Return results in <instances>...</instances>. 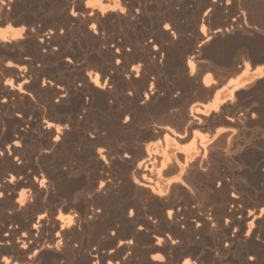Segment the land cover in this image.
<instances>
[{"label": "bare ground", "instance_id": "bare-ground-1", "mask_svg": "<svg viewBox=\"0 0 264 264\" xmlns=\"http://www.w3.org/2000/svg\"><path fill=\"white\" fill-rule=\"evenodd\" d=\"M197 1L194 10L192 0H0V264H59L63 251L61 264H264L263 94L239 110L255 83L264 85V58L253 68L232 61L226 70L219 46L258 36L259 28L205 25L231 9L264 16V0ZM13 19L22 25L12 26ZM141 24L150 29L148 44L134 32ZM116 29L130 36L104 38ZM80 39L89 42L86 52ZM99 43L115 51L99 54ZM109 70L124 75L129 91L116 112L125 116L119 129L131 130L145 115L142 138L154 141L131 139L132 155L97 149L98 139L117 142L116 126L103 123L85 142L80 173L70 128L51 118L63 111L68 122L90 110L85 95L110 98ZM65 73L72 80L57 83L53 76ZM224 74L234 77L221 83ZM214 121L225 126L203 132ZM122 153L129 168L118 172ZM249 185H259L254 205ZM91 237L111 248L92 249Z\"/></svg>", "mask_w": 264, "mask_h": 264}, {"label": "rangeland", "instance_id": "rangeland-1", "mask_svg": "<svg viewBox=\"0 0 264 264\" xmlns=\"http://www.w3.org/2000/svg\"><path fill=\"white\" fill-rule=\"evenodd\" d=\"M193 2H192V4H191V6H192V8L195 10L196 9V7H199V5L201 4V2L199 1H197V0H192ZM243 4H250V3H252L254 0H240ZM194 3H196V4H194ZM198 5V6H197ZM241 8H243V6H241ZM241 10V9H240ZM240 10H238V11H234V10H229V11H226V12H224V15H220V17H217L216 15H212L211 16V19H210V22H205V25L207 24V26H209L211 29L213 28V27H218V26H221V27H227L228 29H232V30H238V31H241V30H243V29H245V28H251V29H255L256 31H258L259 30V35L258 36H255V37H248V36H244V37H242V38H231L229 41H225V42H220L219 43V46H223V48L225 49V51H224V49H223V53H220V59L222 60V62L223 63H225V65L227 66V67H224L226 70L228 69V64H229V62H232V61H236L239 65H241L242 66V64H243V60L245 59V61H247L248 63H249V65H250V67L251 68H253L254 66H257L258 64H261L262 62H260V59H262V58H264L263 56H264V34L262 33V30H263V27H264V16H258L257 15V12H256V10L255 9H253V10H249V11H247L246 10V13H245V15L243 16L241 13H240ZM205 11V9H202V13ZM226 14V15H225ZM223 16V17H222ZM226 16V17H225ZM246 16V17H245ZM15 19H13V21H10V24L12 25V26H16V27H18V26H20V25H22V24H19V23H17V22H15L14 21ZM189 20H190V22H189ZM183 24H185V25H187L188 23H192V17H191V14H188V15H186V17H184V19H183ZM187 23V24H186ZM190 24H188V25H190ZM209 24V25H208ZM230 26H232V28L230 27ZM235 27H237V28H235ZM239 28H240V30H239ZM242 28V29H241ZM259 28V29H258ZM258 29V30H257ZM116 30H117V33H116ZM116 30H113V32H111L112 30H110L109 32H105L104 34L105 35H103L104 36V38H106L107 36H108V34H109V37H107V38H111V37H115V40H117L118 41V39L117 38H119V35H120V38H119V41H121L122 39L123 40H125L126 39V37H127V35H128V37L130 36L129 34H126L127 32L124 30V29H121L122 30V32H121V30H119V29H116ZM115 31V32H114ZM123 31H124V33H123ZM141 31H142V33H141ZM150 31V29H149V27H147L146 25H144V24H141V25H139V27L138 28H136L135 30H134V32H136L135 34H137L138 35V37H145L146 39L144 40V42L145 43H149V41L148 40H150L151 39V33H148ZM124 34V35H123ZM131 34V33H130ZM135 34H132V36H137V35H135ZM142 36H141V35ZM144 35V36H143ZM149 35V36H148ZM106 38V39H107ZM125 38V39H124ZM148 39V40H147ZM234 39H236V41L234 40ZM122 40V41H123ZM132 40V39H131ZM134 38H133V43H131L132 44V46L134 45ZM148 42H147V41ZM239 40V41H238ZM235 41V42H234ZM86 42V43H85ZM80 43L82 44L81 46H82V51L83 52H86V49H88V46L89 45H87V44H89V42L88 41H86V40H81L80 39ZM227 45H226V44ZM100 44H102V43H99V44H97V49H98V51H99V49H100V51L98 52L99 54H102V52L104 51V49L105 48H107V49H111V50H114L115 51V48L114 47H112V43H111V45H110V43L108 44V46H106V45H104V47H103V44H102V46L100 45ZM230 44V46H228ZM100 46V47H99ZM111 47V48H110ZM114 48V49H113ZM128 48H132V47H128ZM222 49V48H221ZM228 49V50H227ZM231 49V50H230ZM242 49V50H241ZM230 50V51H229ZM241 51H245L244 52V55H241L240 53H241ZM246 53V54H245ZM133 56L135 57L136 55L135 54H133ZM223 56V57H222ZM14 58V59H13ZM13 58H10V60L12 61V62H14V63H16L17 61H16V58L15 57H13ZM96 58H97V56H94V57H92V59L90 60V63L92 62V64L94 65V66H96V70H93V71H97L100 75H101V71L104 69V68H102V66L99 64V62H97V60H96ZM229 60V61H228ZM131 65H134V63L133 64H131ZM135 65H137L136 63H135ZM110 72H108L107 74H109L110 75V77L112 76H114L115 78L113 79V80H111V79H109V75H108V79H107V82H106V89H105V91L106 92H111V97L110 98H106V97H104V96H94V97H92L91 95H85L84 97H83V104H91V109L90 110H82L81 112L83 113H81L80 112V114H78L77 115V118H75L74 120L72 119V120H70V121H68V122H66V121H64V120H62L64 117H65V114H64V112L63 111H57V112H55V113H53V115H52V120H54V122L55 123H57V124H67V126H68V129H69V131L67 130V132H68V136L67 137H69L68 139H67V141L69 142L68 144L69 145H71V147L73 148V150H74V152L76 153V155L78 156V160L75 162V165L77 166V171H79L80 173L83 171V170H85L86 169V167H87V164H86V161H85V159H84V155H85V152H87V150H88V148H89V146L87 145L88 143H85L86 141H87V139L88 138H90V135H94V134H96V133H98L99 132V127H100V125L101 124H103V123H105V124H107V125H109V126H113V125H115L116 126V129H115V132H114V134L116 135V138H117V142L116 143H112V142H107V141H105V140H102V139H98V140H101V143H99L98 145H97V149L98 148H106V149H108V148H112V146L113 147H115L116 149H119V150H121V149H124L126 152V154H133V146H132V143H131V139H135V140H138V142H140V143H147V142H150V141H154V139H144V138H142V136L144 135V128L149 124V121H147L148 120V118H147V116H145V115H143V116H137V119H136V121L134 122L135 124H134V127L131 129V130H129V131H123V130H121V129H119V126L121 125V123L122 122H124V120H125V116H123V118L121 117H118L117 116V114H116V112L117 111H119V110H122V108L124 109L125 108V104L123 103V99L127 96V94H128V89H126V87H124V85H123V83H122V80H123V77L122 76H124V75H117L116 73H115V71L113 70H109ZM141 73L140 74H142V70L140 71ZM210 73H212V72H210ZM115 74V75H114ZM205 74V73H204ZM203 74V75H204ZM202 75V76H203ZM56 75H54L53 77L55 78V80L57 81H59V82H57V83H61L62 81L63 82H65L66 80H68L69 79V81H71L72 80V74H70V73H65V75H64V77L62 76V77H55ZM69 76V77H68ZM117 76V77H116ZM223 77V78H222ZM231 77H234V76H229V75H227V74H224L223 76H221V77H219V80H220V82L221 81H226L227 79H229V78H231ZM222 78V79H221ZM60 79V80H59ZM64 79V80H63ZM109 80V81H108ZM113 81V83H111ZM62 82V83H63ZM104 82V79H100V83H103ZM118 83V84H117ZM221 83H224V82H221ZM108 84V85H107ZM114 84V85H113ZM76 85L78 86L79 85V81H77L76 82ZM260 85V84H259ZM110 86H111V88H110ZM119 87V88H118ZM257 87V82L255 83V86H254V95H252V96H248V97H246L245 99H244V101H241L240 102V104L241 105H243V106H240L239 107V110H240V108L243 110V109H245L246 107H249L252 103L254 104L255 103V99H256V97H257V95L256 94H258L259 96L260 95H262V96H260V97H264V85H260V87H258V88H256ZM108 89V90H107ZM260 91V92H259ZM258 92V93H257ZM127 93V94H126ZM125 94V95H124ZM112 95H114V96H112ZM119 95V96H118ZM111 98H112V100H111ZM121 100L120 102H119V100ZM86 100H87V102H86ZM92 100V101H91ZM54 101V100H53ZM107 101V102H106ZM118 101V102H117ZM199 101H204V100H199ZM122 102V103H121ZM239 102L237 101V103H236V101L234 102V106H236L237 104H238ZM245 103H246V105H245ZM250 103V104H249ZM236 104V105H235ZM248 104V105H247ZM109 105H110V107H109ZM118 105H120V109L119 110H117L118 109ZM245 105V106H244ZM115 107V108H114ZM117 107V108H116ZM242 107H244V108H242ZM109 108V109H108ZM111 108V109H110ZM113 108V109H112ZM115 109H116V111H115ZM114 110V111H113ZM113 112H114V114H113ZM109 113V114H108ZM239 112L237 111V115H239L238 114ZM107 114V115H106ZM113 116H112V115ZM79 115H81V117L79 116ZM114 115H115V117H114ZM79 117H80V120H79ZM111 119H110V118ZM118 117V118H117ZM104 118V119H103ZM115 118V119H114ZM262 118H263V120H264V116H262L261 117V119L259 120V119H257L258 121H259V123L261 124V126H263L262 128H264V121L262 120ZM77 119V123H78V125H77V123L75 122V120ZM88 119V120H87ZM120 119V120H119ZM140 119V120H139ZM79 120V121H78ZM115 120L117 121L116 123H115ZM59 121V122H58ZM72 121V122H71ZM74 121V122H73ZM145 121V122H144ZM80 122V123H79ZM118 122H120V123H118ZM85 123V124H84ZM111 123H113V125L111 124ZM70 124V125H69ZM80 124V125H79ZM111 124V125H110ZM166 124L168 125V126H170V127H172V128H175L176 127V122L175 121H173V120H168L167 122H166ZM77 125V126H76ZM136 125H138V126H136ZM221 125H223V126H225L224 124H221V123H219L218 121H214L211 125H210V128H209V130H204L203 132H207V133H209V134H211L213 131H214V129H216V128H218V126L220 127ZM71 126V127H70ZM74 126V127H73ZM83 126V127H82ZM145 126V127H144ZM82 127V128H81ZM139 127H141L142 129H140ZM79 128V129H78ZM89 128V129H88ZM86 129V130H85ZM87 129H88V131H87ZM93 129H94V131H93ZM85 130V131H84ZM73 131V132H72ZM77 132V133H76ZM85 132V133H84ZM86 132H88L89 134H87ZM69 133L71 134V136L69 135ZM81 133V134H80ZM86 134V135H85ZM100 134H105V133H100ZM75 135V136H74ZM84 135V136H83ZM94 136H96V135H94ZM104 136V135H103ZM80 137V138H79ZM119 137V138H118ZM70 138H71V141H69L70 140ZM73 138H75L78 142H79V139H80V142H81V140H82V143L84 144H82V143H79V144H77V141L75 140V139H73ZM75 146H76V148H75ZM80 146V147H79ZM88 146V147H87ZM117 146V147H116ZM82 147H84V150H82L81 151V149H83ZM85 148H87V150L85 149ZM79 149V150H78ZM80 153V154H79ZM81 154H83V157H82V155ZM81 155V156H80ZM123 155H124V153H122L118 158H116L115 159V162H117V163H115L114 164V170H116V171H118V172H123V171H125V170H127L128 168H129V166L127 165V164H125L124 162H123ZM83 159V160H82ZM84 162H85V164H84ZM78 164V165H77ZM85 167H83V166ZM80 166V167H79ZM131 168V167H130ZM132 169V168H131ZM261 171L263 172L264 171V167L261 169ZM249 175V174H248ZM79 176H80V174L79 175H76V176H74V177H71V180L69 179L67 182H69V184H74L75 182H76V180L78 181L79 180ZM73 178H74V180H73ZM73 181V182H72ZM249 187L250 188H252L253 189V191H251V196H249V200L251 201V203L254 205L255 203H259V201H260V191L258 190V187H259V185H257V189H256V187L254 186H252V185H249ZM259 191V192H258ZM255 202V203H254ZM259 208H261L262 206H259V205H257ZM251 207H253V206H251ZM258 207H257V214H259L258 212H259V209H258ZM231 232H232V230H231ZM245 234V232L243 233V235ZM91 239H92V245H91V248L93 249V248H95V249H98L101 253H107V251L111 248L110 246H109V242H107L105 239H104V241L102 242V240L103 239H101V240H98V239H96V238H94V237H91ZM98 242H100V243H98ZM204 248L206 247V249L208 250V249H212V245H211V243L208 241V239H206L205 238V240H204ZM208 245V246H207ZM141 246V245H140ZM97 247V248H96ZM252 250H254L256 253H257V247H250ZM61 250H64L63 249V247L61 248ZM65 252L63 251L62 252V256H61V258L57 261V263H59V264H61V262L62 263H64V262H66L67 261V257L65 256V255H63ZM191 259H194V256H191L190 257ZM69 260H71V258L69 259ZM115 259H110V261L112 262V264H120V260L118 261V260H115ZM106 262H107V260L106 261H104V262H102L101 264H106Z\"/></svg>", "mask_w": 264, "mask_h": 264}]
</instances>
